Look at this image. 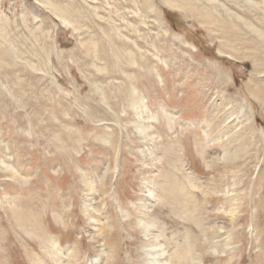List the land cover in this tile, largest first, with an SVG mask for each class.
<instances>
[{"label":"rangeland","instance_id":"1","mask_svg":"<svg viewBox=\"0 0 264 264\" xmlns=\"http://www.w3.org/2000/svg\"><path fill=\"white\" fill-rule=\"evenodd\" d=\"M201 8L0 0V264H146L156 233L264 264V48Z\"/></svg>","mask_w":264,"mask_h":264},{"label":"bare ground","instance_id":"2","mask_svg":"<svg viewBox=\"0 0 264 264\" xmlns=\"http://www.w3.org/2000/svg\"><path fill=\"white\" fill-rule=\"evenodd\" d=\"M196 1L200 4V7L202 6L201 10H203L204 14H202V16H200V17L203 19V22L205 24L210 25L212 23L217 22V20L220 19L221 21H218V22L226 24V25L228 24V26L230 25L232 29H233V27H235L237 29V27H239V25H241V26L247 28L250 31V33H252L255 36V39L259 40V42H257V44H259V46L261 48H264V34L262 33V31L257 29L254 25L250 24V22H248L247 19H244V17H242L241 15H237L236 13L231 12L223 4H220L219 2H215L214 0H196ZM246 3L249 6H250V4H252L253 7L256 4V2H254L253 0H246ZM255 7H257V5ZM204 11H206V12H204ZM54 13L58 17L64 19V15L60 13L59 9L54 8ZM211 13L214 15L213 16L210 15ZM133 94H134V92H133ZM141 118H143V115H141ZM147 118L150 119V117H148V115L146 117H144L143 119L147 120ZM139 128H141L140 130L144 132V127L139 125ZM146 128L147 127H145V129ZM6 166L9 168V169H7L5 167L6 171L11 170L12 167H10V165H6ZM11 175H14V174H11ZM153 193L154 192L151 189H148L149 200H147L146 204L142 206V207H144L145 211L147 212L144 214L145 218H147L149 216L148 212L150 211L151 208H153L152 206L159 201L153 197ZM138 221H139L138 223L142 224L144 232H146L145 236L149 235L148 234L149 228L154 227V225L156 223L155 221H151L150 224H145L144 222H142V219L138 220ZM184 244H185V242H182L181 245H179V246H177L176 243L174 245H172V244L166 245L165 242L162 243V240H160L158 238V234L156 233V235L154 236V239L152 240L151 245L147 246L148 250L145 253V255L147 257L145 263L146 264H203L199 260L196 261V259L198 257H200V255L196 252L198 250H195L191 247L186 246V244L185 245ZM110 252H111L110 249L104 247L103 249H101L98 256H96L95 258H93V260H91L90 264H97V262L102 264L104 261V258H106L108 256V253H110Z\"/></svg>","mask_w":264,"mask_h":264}]
</instances>
